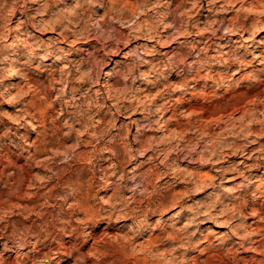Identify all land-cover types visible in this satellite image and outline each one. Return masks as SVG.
<instances>
[{
	"label": "clouds",
	"instance_id": "clouds-1",
	"mask_svg": "<svg viewBox=\"0 0 264 264\" xmlns=\"http://www.w3.org/2000/svg\"><path fill=\"white\" fill-rule=\"evenodd\" d=\"M0 264H264V0H0Z\"/></svg>",
	"mask_w": 264,
	"mask_h": 264
}]
</instances>
